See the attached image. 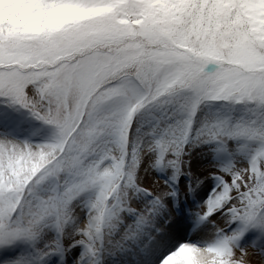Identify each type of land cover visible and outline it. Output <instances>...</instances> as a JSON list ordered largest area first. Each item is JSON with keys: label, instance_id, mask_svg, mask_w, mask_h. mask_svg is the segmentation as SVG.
<instances>
[{"label": "snow or ice", "instance_id": "obj_1", "mask_svg": "<svg viewBox=\"0 0 264 264\" xmlns=\"http://www.w3.org/2000/svg\"><path fill=\"white\" fill-rule=\"evenodd\" d=\"M0 264H264V0H0Z\"/></svg>", "mask_w": 264, "mask_h": 264}, {"label": "bare ground", "instance_id": "obj_2", "mask_svg": "<svg viewBox=\"0 0 264 264\" xmlns=\"http://www.w3.org/2000/svg\"><path fill=\"white\" fill-rule=\"evenodd\" d=\"M31 126L35 128H41L40 125H38L36 122H32ZM44 132H45V129H44Z\"/></svg>", "mask_w": 264, "mask_h": 264}, {"label": "rangeland", "instance_id": "obj_3", "mask_svg": "<svg viewBox=\"0 0 264 264\" xmlns=\"http://www.w3.org/2000/svg\"><path fill=\"white\" fill-rule=\"evenodd\" d=\"M38 125H40L38 122H36ZM41 127V125H40ZM45 135L49 134V130L48 129H45V132H44ZM198 162V161H197Z\"/></svg>", "mask_w": 264, "mask_h": 264}]
</instances>
